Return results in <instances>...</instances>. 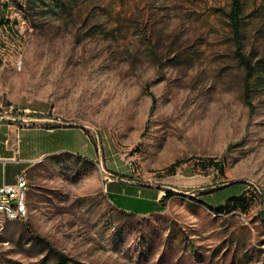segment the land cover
<instances>
[{
    "label": "rangeland",
    "instance_id": "rangeland-1",
    "mask_svg": "<svg viewBox=\"0 0 264 264\" xmlns=\"http://www.w3.org/2000/svg\"><path fill=\"white\" fill-rule=\"evenodd\" d=\"M49 1L32 19L26 0H0V121L46 103L47 120L11 114L81 125L96 160L35 167L0 264H264V0H242L252 110L232 0ZM106 175L170 192L158 212H124Z\"/></svg>",
    "mask_w": 264,
    "mask_h": 264
},
{
    "label": "crops",
    "instance_id": "crops-1",
    "mask_svg": "<svg viewBox=\"0 0 264 264\" xmlns=\"http://www.w3.org/2000/svg\"><path fill=\"white\" fill-rule=\"evenodd\" d=\"M8 8L9 5L4 3L0 11V22L5 20L2 14ZM4 112L3 120L0 121V187L15 183L21 173L25 174L28 181L35 167L50 156L71 153L96 160L95 153L89 151L90 139L81 125L32 123L23 126L17 124V117L11 114L18 112L20 115L29 114L37 121L47 120L49 118L44 114L49 112V106L46 103L26 101L9 104ZM108 174L112 175L110 172ZM109 175L105 176V192L117 209L144 215L158 212L163 207L167 190Z\"/></svg>",
    "mask_w": 264,
    "mask_h": 264
},
{
    "label": "trees",
    "instance_id": "trees-1",
    "mask_svg": "<svg viewBox=\"0 0 264 264\" xmlns=\"http://www.w3.org/2000/svg\"><path fill=\"white\" fill-rule=\"evenodd\" d=\"M38 1H42V0H26V9H25V16L26 17H31L32 19H34L35 15H36V7L38 6ZM54 0H50L49 2H53ZM51 4V3H48ZM241 15H242V0H232L231 2V7L230 10L228 12V18L230 21V25L232 27L233 30V34H234V41H235V45H236V56L238 57V59L244 64L245 67V78H244V98H245V102L246 104L249 106L250 110L253 109V104H252V100H251V89H250V80L252 78V76L254 75L255 72V66L252 64L251 60L243 53V45H242V40H241V36H242V30H241ZM3 20L0 22L2 23ZM152 104V108H153ZM214 165H217L219 170L223 169V166L215 161ZM175 167V163H173L170 168ZM169 193L166 191L164 196H168Z\"/></svg>",
    "mask_w": 264,
    "mask_h": 264
},
{
    "label": "built area",
    "instance_id": "built-area-1",
    "mask_svg": "<svg viewBox=\"0 0 264 264\" xmlns=\"http://www.w3.org/2000/svg\"><path fill=\"white\" fill-rule=\"evenodd\" d=\"M27 191L28 181L24 173L17 177L15 183L0 187V209L4 210V217H0V229H3L5 219L23 220L27 217Z\"/></svg>",
    "mask_w": 264,
    "mask_h": 264
},
{
    "label": "bare ground",
    "instance_id": "bare-ground-1",
    "mask_svg": "<svg viewBox=\"0 0 264 264\" xmlns=\"http://www.w3.org/2000/svg\"><path fill=\"white\" fill-rule=\"evenodd\" d=\"M133 168V167H132ZM134 170V168H133ZM25 206H26V213L28 215V205H27V198H25ZM0 217H4V210L0 209Z\"/></svg>",
    "mask_w": 264,
    "mask_h": 264
}]
</instances>
